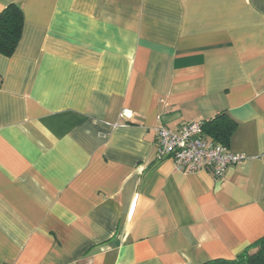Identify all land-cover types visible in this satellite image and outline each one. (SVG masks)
Listing matches in <instances>:
<instances>
[{"label":"crops","instance_id":"1","mask_svg":"<svg viewBox=\"0 0 264 264\" xmlns=\"http://www.w3.org/2000/svg\"><path fill=\"white\" fill-rule=\"evenodd\" d=\"M11 3L0 264H202L264 236V0ZM220 113L245 156L221 179L156 159L158 127Z\"/></svg>","mask_w":264,"mask_h":264},{"label":"built area","instance_id":"2","mask_svg":"<svg viewBox=\"0 0 264 264\" xmlns=\"http://www.w3.org/2000/svg\"><path fill=\"white\" fill-rule=\"evenodd\" d=\"M133 114L132 110L123 108L120 115L131 120ZM203 123L202 120L184 122L176 132L165 126L158 127L156 159H171L177 170L185 172L209 170L216 179H221L227 167L239 164L245 156L207 138Z\"/></svg>","mask_w":264,"mask_h":264},{"label":"trees","instance_id":"3","mask_svg":"<svg viewBox=\"0 0 264 264\" xmlns=\"http://www.w3.org/2000/svg\"><path fill=\"white\" fill-rule=\"evenodd\" d=\"M23 13L19 5L8 4L0 11V55L13 53L21 35ZM237 123L224 113L204 121L203 134L215 143L228 147ZM202 264H264V236L260 237L233 259L214 258Z\"/></svg>","mask_w":264,"mask_h":264}]
</instances>
